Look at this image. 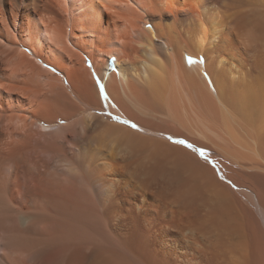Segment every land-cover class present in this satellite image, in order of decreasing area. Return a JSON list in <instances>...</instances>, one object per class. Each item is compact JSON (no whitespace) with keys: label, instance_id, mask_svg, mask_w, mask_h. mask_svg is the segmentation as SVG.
<instances>
[{"label":"bare ground","instance_id":"bare-ground-1","mask_svg":"<svg viewBox=\"0 0 264 264\" xmlns=\"http://www.w3.org/2000/svg\"><path fill=\"white\" fill-rule=\"evenodd\" d=\"M0 264H264V0H0Z\"/></svg>","mask_w":264,"mask_h":264},{"label":"snow or ice","instance_id":"snow-or-ice-1","mask_svg":"<svg viewBox=\"0 0 264 264\" xmlns=\"http://www.w3.org/2000/svg\"><path fill=\"white\" fill-rule=\"evenodd\" d=\"M192 62H193V61L191 60V58H189V63H192ZM100 87H101L100 96H101V97H104L103 86L101 85ZM104 98H106V97H104ZM133 127H135V125H133ZM179 143H182V141H179ZM201 154H203V153H201Z\"/></svg>","mask_w":264,"mask_h":264}]
</instances>
